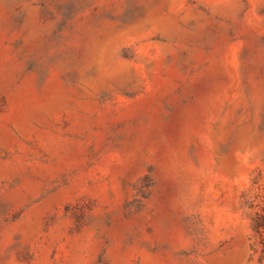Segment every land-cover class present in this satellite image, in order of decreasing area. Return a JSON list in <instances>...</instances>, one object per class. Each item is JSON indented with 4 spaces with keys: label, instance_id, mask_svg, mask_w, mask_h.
<instances>
[{
    "label": "rangeland",
    "instance_id": "1",
    "mask_svg": "<svg viewBox=\"0 0 264 264\" xmlns=\"http://www.w3.org/2000/svg\"><path fill=\"white\" fill-rule=\"evenodd\" d=\"M0 264H264V0H0Z\"/></svg>",
    "mask_w": 264,
    "mask_h": 264
}]
</instances>
